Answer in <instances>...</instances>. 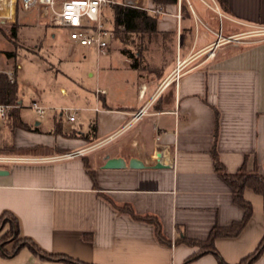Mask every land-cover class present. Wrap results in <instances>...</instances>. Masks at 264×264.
<instances>
[{
    "label": "crops",
    "instance_id": "obj_1",
    "mask_svg": "<svg viewBox=\"0 0 264 264\" xmlns=\"http://www.w3.org/2000/svg\"><path fill=\"white\" fill-rule=\"evenodd\" d=\"M186 1L150 14L156 33L139 35L148 47L136 52L137 68L125 53L135 50L119 39L100 54L62 38L70 56L83 57L82 92L68 107H47L54 116L45 126L25 121L21 102L28 130L0 121V169L9 171L0 176V219L15 217L20 237L46 254L89 264H240L263 239L264 198L246 189L253 215L239 234L215 239L217 254L191 259L201 247L183 241L243 220L217 163L230 175L264 177V0ZM8 145L26 152L3 153ZM71 153L79 154L64 157ZM112 160L122 163L107 168ZM0 264L70 263L25 247L0 253ZM251 264H264V252Z\"/></svg>",
    "mask_w": 264,
    "mask_h": 264
},
{
    "label": "rangeland",
    "instance_id": "obj_2",
    "mask_svg": "<svg viewBox=\"0 0 264 264\" xmlns=\"http://www.w3.org/2000/svg\"><path fill=\"white\" fill-rule=\"evenodd\" d=\"M191 1L194 2V0ZM185 2L187 1L185 0ZM140 6L146 7L143 0H140ZM106 18L110 22L113 21L112 11L107 12ZM46 19L37 9L24 11L19 8L15 22L0 26V72L17 75L18 94L22 106L20 115L23 119L29 123L43 122L44 126L47 123L46 119L49 116H54V111H47L45 117L41 119L31 110V104L37 101L43 106L54 109L72 105L75 95L82 92L79 83L82 84L80 76L84 66L81 64L82 55L78 53L70 56L66 44L61 41L62 38L68 39L67 32L51 27L48 21H45ZM53 35L56 37L53 38ZM120 35L115 32V38L120 39ZM126 38L129 41L128 46L133 50L148 47L146 41L142 40L139 34H128ZM134 38L136 43L133 41ZM57 51L62 52L61 58L65 59L62 65L58 64ZM94 60L95 56L93 57ZM50 63L56 65V69L45 71L44 67L51 66ZM71 66L74 67V70H71ZM66 67L73 71L72 74L69 73L68 77L57 72L58 69H65ZM62 88L67 91V94H62ZM40 98L43 99V102L39 100ZM67 116L68 113H64L63 123L68 120ZM10 125L14 127L16 120L12 119ZM19 151L17 152L13 146L8 145L5 146L3 153L22 154L26 152L25 150ZM9 228L10 226L7 225L5 229L9 230Z\"/></svg>",
    "mask_w": 264,
    "mask_h": 264
},
{
    "label": "trees",
    "instance_id": "obj_3",
    "mask_svg": "<svg viewBox=\"0 0 264 264\" xmlns=\"http://www.w3.org/2000/svg\"><path fill=\"white\" fill-rule=\"evenodd\" d=\"M152 2L156 6H165L167 4L177 3L178 0H152ZM112 22L114 25L113 29L115 30V32H117L118 35L121 34L119 40L127 46L129 45V41L126 38V35H152L156 33L157 28L156 18L152 17L145 10L135 8H115L113 10ZM115 39H118V37ZM136 52H139V50H135V53H132L130 50L125 49V53L134 60V68L138 67V58L135 57ZM18 92V82L15 81L14 83H12L10 75L8 73L0 72V104L9 105L13 107L7 117L9 119L11 118L16 120V125H14L13 129L20 127L25 130H28V127L23 124L19 119L20 101ZM58 129L60 128H57V131ZM217 170L219 171L223 179L231 186L235 203L244 210V217L241 222L234 224L231 228H214L209 238L204 241L191 240L187 238L184 239L183 241L187 242L188 244L198 245L201 247L200 251L197 252L194 256H192L191 259L197 258L201 254L207 252L217 254V250L214 245L215 239L217 237L237 235L244 229V227L247 225L248 221L253 215V206L244 198V193L246 189H251L253 192L258 195H261L264 198V177L262 175L257 173H251L244 169L240 170V172L237 174L230 175L225 173L223 167L219 163H217ZM150 221L154 223L153 220ZM154 224L157 229V234L159 235L160 239L163 240L159 224L157 222H155ZM7 225L10 226L9 230L0 238V253L5 257L15 256L23 248L28 247L34 253L40 254L44 258L61 259L70 264H89L81 261H75L74 259L65 255L46 254L31 239L20 237L18 220L10 214H4L3 217L0 219V234L5 230ZM10 242H14V244L12 248L8 250L5 248V246ZM263 252L264 237L255 252L245 258L240 264H251L252 262L257 260ZM221 263L227 264L223 261H221Z\"/></svg>",
    "mask_w": 264,
    "mask_h": 264
},
{
    "label": "built area",
    "instance_id": "obj_4",
    "mask_svg": "<svg viewBox=\"0 0 264 264\" xmlns=\"http://www.w3.org/2000/svg\"><path fill=\"white\" fill-rule=\"evenodd\" d=\"M117 7L141 9L154 16L164 14L160 6H140V0H0V26L15 22L19 8L24 11L37 9L43 18H47L49 25L66 31L73 44L95 48L100 54H106L110 41L115 39V30L109 25L106 15L109 10L113 11ZM258 35L264 36V29L259 31ZM8 74L14 83L16 74ZM98 93L106 92L99 90ZM12 108L0 104V121L7 119ZM30 108L41 119L49 111L37 101H34ZM69 120L73 122L75 116H70ZM79 153L67 154L64 157L73 158Z\"/></svg>",
    "mask_w": 264,
    "mask_h": 264
},
{
    "label": "water",
    "instance_id": "obj_5",
    "mask_svg": "<svg viewBox=\"0 0 264 264\" xmlns=\"http://www.w3.org/2000/svg\"><path fill=\"white\" fill-rule=\"evenodd\" d=\"M121 163H122L121 160H119V161H114V160H112L111 162H109V163L107 164L106 167H107V168L118 167V165L121 164ZM135 165L141 167V164H140L139 161H137V160H133L131 166H132V167H135ZM158 167H160V163L158 164ZM7 175H9V171H8V170H6V169H0V176H7Z\"/></svg>",
    "mask_w": 264,
    "mask_h": 264
}]
</instances>
